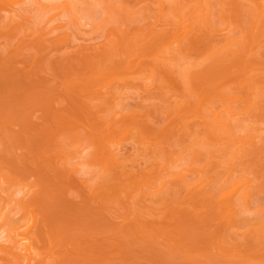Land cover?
I'll list each match as a JSON object with an SVG mask.
<instances>
[{"label":"rangeland","instance_id":"obj_1","mask_svg":"<svg viewBox=\"0 0 264 264\" xmlns=\"http://www.w3.org/2000/svg\"><path fill=\"white\" fill-rule=\"evenodd\" d=\"M6 5L0 264H264V0Z\"/></svg>","mask_w":264,"mask_h":264},{"label":"bare ground","instance_id":"obj_2","mask_svg":"<svg viewBox=\"0 0 264 264\" xmlns=\"http://www.w3.org/2000/svg\"><path fill=\"white\" fill-rule=\"evenodd\" d=\"M7 0H4V2L7 4L6 5V7L7 6H9V8L10 7H12V6H15V5H20V7H21V5H23V4H25V0H8V2H6ZM69 1V0H68ZM201 1V0H200ZM205 2L207 1V0H204ZM65 2V1H64ZM195 2V1H194ZM70 3V2H69ZM206 4H208V3H206ZM185 5V4H184ZM205 6V5H204ZM202 8H204V7H202ZM198 9V8H197ZM200 9V8H199ZM255 10V9H254ZM175 11V10H174ZM199 11V10H198ZM264 14V13H263ZM18 15V14H17ZM258 16V15H257ZM195 17V16H194ZM183 19V18H182ZM197 20V19H196ZM201 37V36H200ZM205 40V39H204ZM237 44V43H236ZM239 44V43H238ZM232 46V45H231ZM177 47V46H176ZM263 48V47H262ZM229 51V50H228ZM175 52V51H174ZM220 52V51H219ZM212 53V52H211ZM176 55V54H175ZM220 55V54H219ZM216 56H217V54H216ZM214 57V56H213ZM186 60V59H185ZM178 61V60H177ZM188 61V60H187ZM169 62V61H168ZM194 67V66H193ZM195 68V67H194ZM190 70V69H189ZM193 74V73H192ZM185 75H188V74H185ZM189 76V75H188ZM188 76H185V78L187 79V81H189V77ZM187 83V82H186ZM189 83V82H188ZM251 99V98H250ZM224 100L225 101H228L229 103H232V102H234L235 100L233 99V98H224ZM234 100V101H233ZM250 101V100H249ZM252 102V101H251ZM250 102V103H251ZM257 102V101H256ZM249 104V103H248ZM228 111L226 112V113H231V110L230 109H227ZM246 110V109H245ZM223 113H224V111H223ZM208 123H210V125L211 126H213V127H211V129H209L210 131H213L214 129H220V130H223L224 131V139H226V140H230V139H234V134H233V132H232V129H231V126L229 125V123L228 122H226L225 120L223 121L221 118H220V116L219 115H214V116H212V117H210L209 118V120H208ZM211 133V132H210ZM219 134V133H218ZM217 136V135H216ZM253 140V139H252ZM103 153H104V155H106L108 158L110 157L108 154H109V152L107 151V149H104V151H103ZM115 156V155H114ZM110 160V159H109ZM109 164V163H108ZM238 191V189H234L228 196H229V198L230 197H232V196H234V195H236V192ZM243 192V191H242ZM221 196H223V195H221ZM240 202V201H239ZM246 202V201H245ZM2 214V213H1ZM10 217V216H9ZM6 222V221H5ZM10 227H8V231H6V234L7 235H5V236H7V237H5L8 241H12V242H14V243H16V244H21V246H22V248L21 249H24V250H26V252H28V253H26L25 251H23V252H25L26 254H28L29 256H30V258H29V256H25V254H24V256L25 257H28V260L30 261V260H32V257L33 256H31L32 255V252H33V250H32V248H33V241H32V237L30 236V233L32 232V229L34 228L33 226H29V228H27L26 230H24V232H22V231H20L18 228H10ZM19 230V231H18ZM2 234V233H1ZM1 242V241H0ZM12 242H10V243H12ZM3 245H4V243H2ZM13 244V243H12ZM2 245V246H3ZM9 246H10V244H9ZM18 246V245H17ZM12 247V246H11ZM19 248H20V246H18ZM17 247V248H18ZM3 248V247H2ZM4 249V248H3ZM6 249V248H5ZM4 249V250H5ZM12 251V250H11ZM32 251V252H31ZM22 256V255H21ZM20 256V257H21ZM32 262V261H31ZM24 264V263H23Z\"/></svg>","mask_w":264,"mask_h":264}]
</instances>
